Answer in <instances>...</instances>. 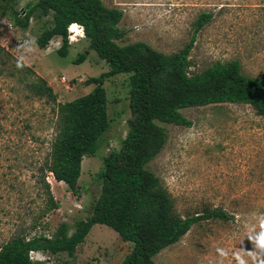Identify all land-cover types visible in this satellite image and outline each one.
Here are the masks:
<instances>
[{
    "label": "rangeland",
    "instance_id": "rangeland-1",
    "mask_svg": "<svg viewBox=\"0 0 264 264\" xmlns=\"http://www.w3.org/2000/svg\"><path fill=\"white\" fill-rule=\"evenodd\" d=\"M32 0H20L21 9ZM122 12L118 27L125 35L119 45L143 42L158 52L172 54L189 40L197 15L212 19L197 34L189 54V73H199L215 62L238 60L249 77L264 76V0H101ZM52 25V17L35 11L26 29L14 26L0 7V246L21 230L28 237L55 233L65 224L90 215L99 186L96 175L104 156L119 149L131 118L127 74L105 79L109 129L92 157L82 160L79 191L45 173L56 209L44 218L45 194L40 180L55 137L57 106L89 93V78L108 71L107 64L88 49V39L68 38V55L59 57V37L45 49L35 43ZM78 35V39L75 37ZM69 36V31H68ZM33 42L25 53L20 45ZM86 59L73 64L77 54ZM23 56V67L17 62ZM42 79L54 99L35 96L29 84ZM189 127L158 123L167 135L163 149L147 164L167 192L173 211L181 218L219 209L229 219L210 218L191 226L175 244L153 257L155 264H220L217 248L230 252L251 250L243 224L252 213H264V117L245 104H211L181 109ZM37 221L34 228L32 224ZM106 226L94 225L75 257L33 252V264H120L131 249ZM235 264L231 256L223 264Z\"/></svg>",
    "mask_w": 264,
    "mask_h": 264
},
{
    "label": "trees",
    "instance_id": "trees-1",
    "mask_svg": "<svg viewBox=\"0 0 264 264\" xmlns=\"http://www.w3.org/2000/svg\"><path fill=\"white\" fill-rule=\"evenodd\" d=\"M19 1L0 0L1 13L9 16L16 27L26 29L37 10L44 16L51 14V27L35 40L38 48L45 49L54 37H59L61 45L56 52L66 57L68 28L75 23L83 26L88 49L108 66L107 72L86 81L94 85L89 93L57 106L56 133L40 180L45 194L40 218L57 208L44 174L50 173L56 182L77 194L82 160L96 154L109 129L105 79L128 75L131 118L126 121L127 131L119 149L108 151L103 158L95 178L99 192L90 215L76 221L70 234L65 224L50 237H28L26 231H19L0 246V264H33L30 252L39 251L73 259L77 247L96 224L113 230L122 243L132 244L120 264H155L153 257L177 243L193 224L210 218L229 219L219 209L179 217L158 178L146 167L167 140L165 129L158 123L191 125L181 109L245 104L264 117V76L244 75L238 60L215 62L199 73H189V54L212 13H199L188 42L179 51L166 55L143 42L119 45L116 41L125 35L118 27L122 12L107 8L101 0H32L18 9ZM85 59L86 53L82 52L72 63L80 64ZM29 88L35 96L54 99L42 79L30 83ZM36 223L35 220L32 228Z\"/></svg>",
    "mask_w": 264,
    "mask_h": 264
},
{
    "label": "clouds",
    "instance_id": "clouds-1",
    "mask_svg": "<svg viewBox=\"0 0 264 264\" xmlns=\"http://www.w3.org/2000/svg\"><path fill=\"white\" fill-rule=\"evenodd\" d=\"M70 30L77 33L81 37L84 36V29L82 25L73 23L69 26ZM33 42L25 41L20 45L25 53H30L33 50ZM17 68H22L23 56L17 62ZM245 236L248 241L253 245L251 250L244 248L237 249L230 252L225 248H217V255L220 258V264H223L225 259L231 256V260L235 264H264V213H252L251 218L244 222ZM231 264V261L229 262Z\"/></svg>",
    "mask_w": 264,
    "mask_h": 264
},
{
    "label": "built area",
    "instance_id": "built-area-1",
    "mask_svg": "<svg viewBox=\"0 0 264 264\" xmlns=\"http://www.w3.org/2000/svg\"><path fill=\"white\" fill-rule=\"evenodd\" d=\"M68 31H69V36H68V38H69V40H71L75 33L72 32V31L70 30V28H68ZM31 253H33V252H30V259L33 260V257H32V255H31Z\"/></svg>",
    "mask_w": 264,
    "mask_h": 264
},
{
    "label": "crops",
    "instance_id": "crops-1",
    "mask_svg": "<svg viewBox=\"0 0 264 264\" xmlns=\"http://www.w3.org/2000/svg\"><path fill=\"white\" fill-rule=\"evenodd\" d=\"M77 37H78V35L75 37L76 40L78 39Z\"/></svg>",
    "mask_w": 264,
    "mask_h": 264
}]
</instances>
